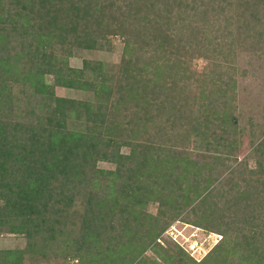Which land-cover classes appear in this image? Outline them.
Returning a JSON list of instances; mask_svg holds the SVG:
<instances>
[{"label": "trees", "instance_id": "obj_1", "mask_svg": "<svg viewBox=\"0 0 264 264\" xmlns=\"http://www.w3.org/2000/svg\"><path fill=\"white\" fill-rule=\"evenodd\" d=\"M112 37L120 64L72 67ZM249 40L264 45V0H0V235L28 241L0 264H264V139L239 159L207 89ZM179 216L223 237L200 262L161 245Z\"/></svg>", "mask_w": 264, "mask_h": 264}, {"label": "rangeland", "instance_id": "obj_2", "mask_svg": "<svg viewBox=\"0 0 264 264\" xmlns=\"http://www.w3.org/2000/svg\"><path fill=\"white\" fill-rule=\"evenodd\" d=\"M223 44L227 45L225 42ZM124 47L125 41L123 38L112 37L110 45L105 49L82 52L72 57L70 63L76 69H81L84 61L104 62L110 67L111 65L116 66L122 61ZM229 48L224 49L225 53L217 56L222 64L223 71L227 73L225 82L217 83V85L224 87L223 89L228 87V90L229 88L230 90L222 91L223 89L220 90L217 86L213 87L209 81L207 83L211 89H207L220 100L223 99L225 102L228 101L230 103V108L238 119L237 123L241 129L238 140L241 142L242 148L238 156L239 159H244L245 156L249 155L251 142L254 141L257 144L264 139V45H260L257 41L249 40V42H243L241 46L235 44V46ZM194 63V73L197 77H201L205 71L207 73H213L214 71L210 69V65L206 60H196ZM201 81L202 83L206 82V80ZM55 92L60 97L88 98L87 94L61 87H57ZM252 131V135H255L254 140L251 138L253 136L250 137ZM120 152L121 154L129 155L130 149L123 147ZM248 166L250 169L254 168L255 161L249 159ZM98 167L104 171H114L117 164L101 161L98 163ZM247 173L248 171L245 174ZM160 208L159 203L151 202L147 205L146 211L156 215L161 211ZM185 218L186 216H179L174 222H171L170 227L161 237V245L164 248L178 246L190 258L200 262L222 241L223 237L217 233L189 224L190 222H186ZM27 245L28 241L23 236L1 234L0 256L6 251L24 250ZM147 256L156 257L151 252H148Z\"/></svg>", "mask_w": 264, "mask_h": 264}]
</instances>
